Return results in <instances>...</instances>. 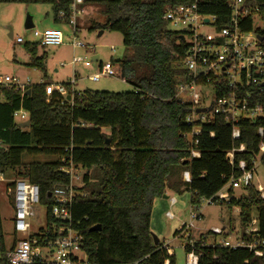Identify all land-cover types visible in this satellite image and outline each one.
Masks as SVG:
<instances>
[{
    "label": "trees",
    "instance_id": "16d2710c",
    "mask_svg": "<svg viewBox=\"0 0 264 264\" xmlns=\"http://www.w3.org/2000/svg\"><path fill=\"white\" fill-rule=\"evenodd\" d=\"M191 1V0H190ZM85 5L103 6L105 24L93 23L91 30L120 33L131 55L114 63L121 78L133 92H73L71 99L57 93L48 95L45 56L38 57L40 45H26L28 66L39 70L44 80L24 94L15 87L0 89V169L14 178L39 186L41 205L51 210L55 188H66L70 178L61 172L62 160H72L83 169V186L76 189L72 228L83 235V249L89 264H177L164 244H154L151 216L155 199L167 191L191 194V207L197 210L203 199L218 194L232 178H239L240 162L251 170L258 157L264 165V118L243 119L238 124L239 139H233V126L221 116L201 125L202 133L191 138L195 125L186 118L191 106L177 98L178 85L185 77L183 60L187 50L178 32L169 29L166 9L179 0H84ZM73 0H0V4H46L53 20L70 15ZM264 19V0H256ZM200 12L227 26L231 10L225 0H202ZM251 28V23L247 25ZM46 80V81H45ZM31 91L28 94V91ZM264 104V95L259 97ZM253 106V104H252ZM24 110L31 126L21 129L14 113ZM212 134L214 135L212 137ZM194 141H198L194 145ZM244 146V151H240ZM200 158L192 157V152ZM233 154L230 165L228 154ZM47 156L52 162H24V157ZM188 172L191 181H183ZM243 198L228 189L230 210L240 209L241 239L255 218L257 236L264 239V199L253 184ZM49 225L58 224L48 215ZM63 226V223H62ZM94 227H100L93 232ZM179 234V232H177ZM210 234V233H209ZM226 236V235H225ZM227 238V237H226ZM3 247V237L0 238ZM205 241H208L205 238ZM200 239L194 249L185 243V252L199 256L198 264H264L246 248L212 247ZM5 263V262H4Z\"/></svg>",
    "mask_w": 264,
    "mask_h": 264
},
{
    "label": "built area",
    "instance_id": "2783aa9c",
    "mask_svg": "<svg viewBox=\"0 0 264 264\" xmlns=\"http://www.w3.org/2000/svg\"><path fill=\"white\" fill-rule=\"evenodd\" d=\"M179 1L181 3L170 4L167 7L164 19L169 26L179 29L176 32L183 38L182 42L187 47L183 60L185 77L178 85L177 98L191 106L192 111L186 118V122L196 127L190 137L201 135V125L221 116L233 126V139L237 140L240 137L238 128L240 121L264 118V104L259 100V97L264 95V19L258 11L259 8L255 6L256 0H225L231 10L227 26H220L216 17L200 12L202 0ZM85 6L84 0H73L70 15L67 17L65 13L59 14V20L71 28L73 42L70 44L74 49H87L85 45L78 42V36L81 33L79 19L85 14ZM256 18L262 21L263 28L254 30ZM250 23L251 28L248 29L247 25ZM34 36L38 38V44L42 48L65 45V35L58 29L35 31ZM23 43L22 38L13 39L14 45ZM83 63V58H73L71 65L77 67ZM84 65L87 68L92 66L89 62H85ZM118 74L112 63H99L97 73L91 75L89 79L98 82L105 77H117ZM76 78L75 74L68 84L48 86V95L57 93L71 99L69 93L75 92ZM11 87H15L22 94L30 88L13 78L0 75V89ZM199 109L208 111L198 114ZM14 119L18 124H22L29 120V114L20 110L14 113ZM263 133L264 130L259 129L261 136ZM193 144L197 145L198 141H194ZM260 149L263 153L264 145ZM240 151H244V146H241ZM192 157L198 159L200 153L193 151ZM228 159L230 165H233L232 153L228 154ZM61 162L63 164L61 172L69 176L70 185L66 188L54 189L51 194L53 199L51 210L41 205L39 186L25 179L8 180L0 169L2 194L13 212L11 233L5 232L0 212V238L3 237L4 247V249L0 248V264H89V258L83 249V235L72 228L71 213L76 197L74 182L82 180L79 172L83 169L77 167L72 160L68 162V165L64 159ZM239 168L242 171L241 177L232 178L218 194L209 199H203L201 206L229 202L231 197L228 189H245L253 185L256 164L248 170L246 163L240 162ZM183 181L186 183L191 181L188 172L183 174ZM4 183L9 185L4 187ZM257 189L261 199H264V188L259 185ZM176 203L175 198H172L171 206ZM39 212L42 213L45 224L37 233H34L31 221L39 217ZM48 215H51L60 225H49ZM166 217L173 220L175 215L168 212ZM201 219V214H192L190 223H183L178 231L180 235H184L192 249H194L195 240L190 231L195 227V222ZM258 231V221L254 218L246 230L249 240L235 238L234 241H230V237H225L226 232L219 228L210 232L215 238L213 244L209 245L205 241V238L208 240L209 236H203L202 240L212 247L219 246L232 250L246 248L255 256L264 257V239L257 236ZM218 237H224V239L217 242ZM163 248L170 254V248L167 245ZM187 255V264H198L199 256L194 251Z\"/></svg>",
    "mask_w": 264,
    "mask_h": 264
},
{
    "label": "rangeland",
    "instance_id": "374dc122",
    "mask_svg": "<svg viewBox=\"0 0 264 264\" xmlns=\"http://www.w3.org/2000/svg\"><path fill=\"white\" fill-rule=\"evenodd\" d=\"M28 16L33 18L34 29L27 30L25 22ZM52 8L46 4H0V75L8 76L18 81L20 84H26L30 87L39 85L42 82V73L30 66V54L26 49V45L32 46L38 44V38L34 36V32H43L48 27H54ZM106 18L103 14V6L101 5H86L85 14L79 19V27L81 33L78 36V42H81L87 47L74 49L70 44L72 43L71 28L65 22H60L55 28L61 30L65 34L64 46L42 48L39 47L40 55L47 53V81L52 85L68 84L77 76L74 90L76 92H110V93H126L133 92L134 88L121 78L120 68L116 66L115 70L119 73L117 77H105L98 82H93L89 77L97 73L99 63H117L131 55V51L125 47L124 38L120 33L110 31L91 30L93 23L104 25ZM263 28V23L259 18L255 19L254 30ZM171 31H179L175 26L170 25ZM12 33L14 38H22L23 44L14 45L13 39L9 36ZM70 44V45H69ZM39 45V44H38ZM99 56V62H93V58ZM83 58L84 63L89 62L92 66L85 67L84 63L77 67H73L71 62L73 58ZM63 65V66H61ZM29 83V84H28ZM58 159L55 157L38 156V157H24V162H54ZM85 172L81 170L79 177L83 178ZM6 179L13 180L12 173L6 175ZM254 185L264 187V165L261 158L258 157L256 162V175L254 176ZM9 183H4V187ZM83 186L82 180L74 182V189ZM3 188L0 186V212L3 221L5 232L11 233L13 212L9 208L7 201L2 194ZM167 200H163L168 208L162 213L156 207L157 229L156 224L152 223L151 217V232L157 239L167 245L175 254L177 264H187V253L184 249V240L180 237H175V232L179 231L183 223H190L192 214H201L202 219L195 222V227L192 229V234L195 238L200 235L209 236L208 244H213L215 238L212 233L215 228L223 229L229 228L230 233L225 234V237H230V241H234L237 235L241 233V226L239 221V214L236 208L230 210L227 205H207L203 204L198 211L191 207V194L185 192L184 194H166ZM175 197L177 204L171 206V199ZM155 199V200H157ZM155 201L153 203L152 214L154 211ZM168 212L175 215L173 220L166 217ZM255 218V214H254ZM256 219V218H255ZM155 222V218H154ZM33 232L37 233L45 224V219L41 212L38 218H33L32 221ZM235 228V231L233 230ZM236 236V237H235ZM241 237V236H239ZM224 237H218L217 242L223 240Z\"/></svg>",
    "mask_w": 264,
    "mask_h": 264
},
{
    "label": "crops",
    "instance_id": "0c3cea01",
    "mask_svg": "<svg viewBox=\"0 0 264 264\" xmlns=\"http://www.w3.org/2000/svg\"><path fill=\"white\" fill-rule=\"evenodd\" d=\"M54 22V21H53ZM59 24V23H58ZM57 23H55L54 22V27H51V28H47V29H45V30H49V29H57V28H55L56 27V25H58ZM70 27V26H69ZM65 35V34H64ZM13 39V38H12ZM66 45V44H65ZM70 45V44H69ZM64 46V45H63ZM45 56V60H44V63H45V65H46V67H47V64H46V59H47V53H43L42 55H40V51L38 50V57H42V56ZM95 57H99V56H95ZM75 58V57H74ZM100 58V57H99ZM30 60H31V56H30ZM102 64V63H101ZM29 65V64H28ZM43 75V74H42ZM44 80V76H43V79H42V81ZM46 81V80H45ZM255 175H256V172H255ZM254 181V180H253ZM254 184V183H253ZM259 186V185H258ZM261 186V185H260ZM263 187V186H262ZM264 188V187H263ZM169 192L170 193H172L173 195L174 194H176V193H174V192H172V191H167V193L166 194H169ZM234 197L235 198H243L244 197V190L243 189H238V190H234ZM230 197H232V196H230ZM164 198V197H163ZM172 198H175V197H172ZM168 199V197L167 198H164L163 200H167ZM162 199H157V200H155V205H154V211H153V214H152V223H155L156 224V227H157V229H159V225L157 224V215H158V213H156V207L158 208V212L161 210L162 211V209H163V211H162V213L163 212H165L166 210H167V208H168V205H166L163 201H161ZM175 200H176V202L178 203V201H177V199L175 198ZM231 200V199H230ZM176 203V204H177ZM236 210H237V213L239 214L240 213V209H238V208H236ZM154 218H155V222H154ZM151 226V225H150ZM230 227H232V226H229V228ZM151 228H152V226H151ZM228 228V229H229ZM227 228H223L222 230L223 231H225L226 232V234H228V233H230V231L228 230ZM234 231H235V228L233 229ZM178 232V231H177ZM177 232H175V237H180V238H182L183 240H184V242L186 243V239H185V237H184V235L182 236V235H180V234H178ZM190 232H192V231H190ZM192 234V233H191ZM203 236H205V235H200V237L199 238H195L194 237V235L192 234V238L195 240V241H198V240H200V239H203ZM239 236H241L240 234L239 235H237V237L236 238H240ZM209 239V238H208ZM185 245V244H184ZM185 247V246H184ZM170 255H175L174 253H173V251L170 249Z\"/></svg>",
    "mask_w": 264,
    "mask_h": 264
},
{
    "label": "water",
    "instance_id": "95a60500",
    "mask_svg": "<svg viewBox=\"0 0 264 264\" xmlns=\"http://www.w3.org/2000/svg\"><path fill=\"white\" fill-rule=\"evenodd\" d=\"M34 27H35V26H34V23H33V18H32L31 16H28L27 19H26V22H25V28H26L27 30H31V29H34ZM9 37H10L11 39L13 38L12 33L10 34ZM181 39L183 40V38H181ZM260 40L262 41V38H260ZM93 62H99V57H94V58H93ZM30 92H31V91L29 90V91H28V94H29ZM68 100H70V97H68ZM207 111H208L207 109H199V110L197 111V113H198V114H200V113H206ZM209 111H211V109H209ZM30 126H31V122H30V120H28V121H26V122H24V123L18 125V127L21 128V129H29ZM164 198H167V196H164ZM99 230H100V227H94V228L92 229L93 232H95V231H99ZM153 239H154V244H155L156 246H158V245L160 244V241L157 239L156 236H153Z\"/></svg>",
    "mask_w": 264,
    "mask_h": 264
}]
</instances>
